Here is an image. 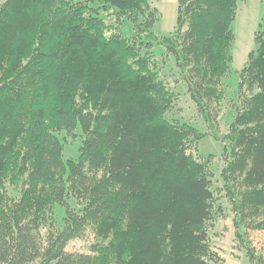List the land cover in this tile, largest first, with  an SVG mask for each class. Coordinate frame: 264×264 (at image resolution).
<instances>
[{
    "label": "trees",
    "instance_id": "trees-1",
    "mask_svg": "<svg viewBox=\"0 0 264 264\" xmlns=\"http://www.w3.org/2000/svg\"><path fill=\"white\" fill-rule=\"evenodd\" d=\"M238 1L178 0L173 36L152 30L159 12L150 0L3 4L0 264H226L210 235L220 199L214 156L200 153L205 135L197 128L166 117L178 95L153 49L174 57L209 119L210 106L227 98ZM258 44L241 73L248 94L230 131L214 134L224 144L221 176L244 243L247 224L264 229V32ZM79 126V159L65 162ZM57 208L67 210L64 229ZM88 230L102 241L96 255L67 252Z\"/></svg>",
    "mask_w": 264,
    "mask_h": 264
},
{
    "label": "rangeland",
    "instance_id": "rangeland-1",
    "mask_svg": "<svg viewBox=\"0 0 264 264\" xmlns=\"http://www.w3.org/2000/svg\"><path fill=\"white\" fill-rule=\"evenodd\" d=\"M7 0H0V8ZM153 8L159 12L158 21L153 25L152 30L162 36H173L178 28V0H150ZM125 27L128 30H135V25L125 20ZM235 44L233 47V62L231 68L233 73L224 79L226 101L222 106L217 103L209 108V119L200 112L196 104L188 94L187 86L181 82L180 71L177 68L174 57L167 53L162 46L155 45L153 52L158 57V64L163 79L170 81L175 93L176 102L166 117L173 122L187 123L197 128L204 138L199 143L200 153L208 157L214 156L211 168L214 173L212 179V190L219 192V216L215 226L210 230L214 251L225 261L226 264H254L251 261V251L256 253L264 264V229L257 224L246 225L244 234L247 243L239 238L234 223V212L230 197L225 190V184L221 176L223 164L224 144L214 138V134L225 137L229 131L234 118L242 106L245 94H248L246 85L241 87V73L248 65L250 58L256 55L259 49L258 36L264 32V4L262 0H239L238 14L233 25ZM77 141L65 147L63 158L65 162H77L80 156L81 147L85 135L79 126L76 130ZM67 202L70 209L80 213L82 207L75 199L67 195ZM55 220L60 229L68 225L67 210L55 209ZM102 241L93 230H88L80 238L72 240L66 248L69 253H81L95 256L94 247ZM249 244V245H248Z\"/></svg>",
    "mask_w": 264,
    "mask_h": 264
}]
</instances>
